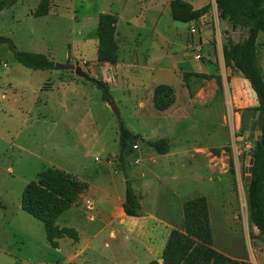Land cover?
<instances>
[{"label": "rangeland", "instance_id": "obj_1", "mask_svg": "<svg viewBox=\"0 0 264 264\" xmlns=\"http://www.w3.org/2000/svg\"><path fill=\"white\" fill-rule=\"evenodd\" d=\"M41 1L18 0L0 11V35L16 49L81 65L108 84L120 116L95 82L26 67L0 43V264H164L170 233L186 230L185 203L199 196L208 200L214 247L264 264V241L248 212L259 134L243 130L242 116L259 102L224 55L227 41L243 40L249 28L220 19L216 0H197L212 8L204 26L188 27L175 24L171 0H49L48 13L37 16ZM101 13L118 18L116 63L99 59ZM258 59L264 76L263 31ZM159 85L175 90L167 109L155 104ZM121 122L143 138L124 164ZM163 137L171 146L166 154L148 144ZM51 167L85 185L55 222L77 238L64 234L56 244L45 223L22 208L27 185ZM129 185L141 204L138 217L123 211Z\"/></svg>", "mask_w": 264, "mask_h": 264}, {"label": "trees", "instance_id": "obj_2", "mask_svg": "<svg viewBox=\"0 0 264 264\" xmlns=\"http://www.w3.org/2000/svg\"><path fill=\"white\" fill-rule=\"evenodd\" d=\"M18 0H0V11L15 5ZM49 0H42L36 15L48 13ZM219 18L227 20L234 27L249 28V33L241 41L229 39L224 46L227 63L239 70L250 82L258 98V110H264V76L258 59V36L264 32V0H216ZM212 4L196 8L187 0H171L170 12L174 21L199 23L210 12ZM118 18L112 13H101L99 17V59L116 63L119 57L116 39ZM18 62L32 69H53L55 62L44 54L14 49ZM104 100L113 96L108 84L100 81ZM175 90L168 85H159L155 90L154 101L158 108L167 109L175 101ZM142 140L139 133L130 130L123 122L120 124L119 158L124 164L125 156L135 141ZM148 144L158 153L170 151V142L166 137L149 140ZM216 153L220 149H215ZM248 189V212L253 225L259 230L257 237L264 241V130L255 141L252 151ZM233 170V167H231ZM84 183L76 177L56 167L41 173L37 181L30 182L24 190L22 208L41 219L49 236L55 238L69 234L77 238L74 230L59 229L55 222L58 217L81 196ZM123 211L128 216L141 215V204L135 189L129 185L126 189ZM186 230H173L163 251L164 264H252L245 259L231 257L218 250L213 244V229L210 221L209 204L205 196L189 199L184 205Z\"/></svg>", "mask_w": 264, "mask_h": 264}, {"label": "water", "instance_id": "obj_3", "mask_svg": "<svg viewBox=\"0 0 264 264\" xmlns=\"http://www.w3.org/2000/svg\"><path fill=\"white\" fill-rule=\"evenodd\" d=\"M175 24L180 27H188L190 25L189 22H182V21H175ZM236 29H239V26L236 27ZM0 43H8L10 44L14 49H16V44L10 37H5L0 35ZM54 70L56 72H67V73H75L83 78H85L88 81L95 82L98 86H101L100 81L93 76H91L81 65H74V64H66V63H55ZM110 106L113 108L115 113L120 116V111L117 106V103L115 100H110L109 102ZM241 112H238V115L240 116ZM243 130L251 129V138L255 137L254 133L259 134V137L263 134L264 130V110H257V111H251L247 110L244 111L243 114ZM252 116L254 117L252 119ZM253 162V160H251ZM252 170V167H250V171ZM124 176L126 179H128V171L124 170Z\"/></svg>", "mask_w": 264, "mask_h": 264}, {"label": "crops", "instance_id": "obj_4", "mask_svg": "<svg viewBox=\"0 0 264 264\" xmlns=\"http://www.w3.org/2000/svg\"><path fill=\"white\" fill-rule=\"evenodd\" d=\"M187 1H189L190 3H192L193 5H194V7H196V8H199V7H202V6H204V5H206V4H208L209 2H203V3H200L199 1H197V0H187ZM170 14H171V12H170ZM208 15H209V13L208 14H206L204 17H202L201 18V20H200V23L204 26L205 24H204V21H205V19L208 17ZM172 17V16H171ZM201 37V36H200Z\"/></svg>", "mask_w": 264, "mask_h": 264}, {"label": "built area", "instance_id": "obj_5", "mask_svg": "<svg viewBox=\"0 0 264 264\" xmlns=\"http://www.w3.org/2000/svg\"><path fill=\"white\" fill-rule=\"evenodd\" d=\"M191 31L196 32V28L192 27Z\"/></svg>", "mask_w": 264, "mask_h": 264}]
</instances>
